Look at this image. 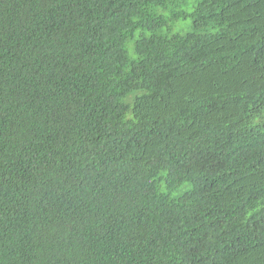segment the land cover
Here are the masks:
<instances>
[{
  "label": "trees",
  "instance_id": "obj_1",
  "mask_svg": "<svg viewBox=\"0 0 264 264\" xmlns=\"http://www.w3.org/2000/svg\"><path fill=\"white\" fill-rule=\"evenodd\" d=\"M0 264H264V0H0Z\"/></svg>",
  "mask_w": 264,
  "mask_h": 264
}]
</instances>
